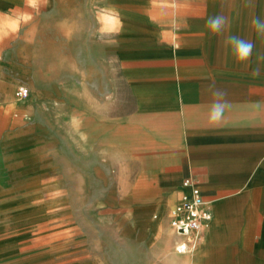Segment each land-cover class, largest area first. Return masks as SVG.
<instances>
[{
    "label": "crops",
    "instance_id": "0c3cea01",
    "mask_svg": "<svg viewBox=\"0 0 264 264\" xmlns=\"http://www.w3.org/2000/svg\"><path fill=\"white\" fill-rule=\"evenodd\" d=\"M18 1L0 0V10ZM241 1L247 19L264 21V0ZM240 36L254 45L244 63L228 55L232 50L221 34L208 33L174 47L131 49L122 59L118 54L122 75L107 78L105 86L98 75L80 82L82 152L126 173L120 194L138 197L131 204L143 214L134 217L151 222L153 237L161 235L159 254L167 245L165 258L174 264H264V36L253 26ZM26 68V100L11 102V87L0 82V139L7 150L30 154L55 142V97L35 68ZM213 82L229 102L218 127L207 120ZM188 176L196 180L212 219L193 249L178 253L182 239L168 236L169 211Z\"/></svg>",
    "mask_w": 264,
    "mask_h": 264
},
{
    "label": "rangeland",
    "instance_id": "374dc122",
    "mask_svg": "<svg viewBox=\"0 0 264 264\" xmlns=\"http://www.w3.org/2000/svg\"><path fill=\"white\" fill-rule=\"evenodd\" d=\"M241 4V0H46L37 14L21 0L0 10L33 16L18 34L0 41V82L11 87L7 90L11 102L24 100L14 95L19 85L30 88L28 66L55 97L54 143L41 144L29 154L31 150H7L0 139V264H174L165 258L167 245L159 254L161 235L153 237L151 222L147 225L134 217L143 214L131 204L138 197L120 194L126 173L117 171V164L103 162L106 158L82 152L80 82L98 75L105 86L107 78L121 76L115 60L131 49L174 47L206 38L210 33L206 21L212 16L226 18L222 39L241 37L253 26L246 18V4L244 8ZM101 8L119 14L118 33L98 31L96 13ZM228 55L234 57L232 52ZM14 107L8 111L14 112Z\"/></svg>",
    "mask_w": 264,
    "mask_h": 264
},
{
    "label": "clouds",
    "instance_id": "9594fccd",
    "mask_svg": "<svg viewBox=\"0 0 264 264\" xmlns=\"http://www.w3.org/2000/svg\"><path fill=\"white\" fill-rule=\"evenodd\" d=\"M28 8L33 9L37 14L40 7L46 3V0H24ZM33 19L31 13L16 11L12 14L0 13V41L19 33L21 26L28 24ZM98 31L101 34H116L122 27L119 14L112 8H101L96 13ZM252 25L256 33L264 36V21L255 18ZM226 26V18L220 15L209 17L206 21V27L213 35L221 34ZM226 44L231 48L232 53L238 63H244L252 56L254 45L250 40L238 36H229ZM264 58V57H262ZM257 72L259 69L256 70ZM208 90L212 93V102L208 111V124L211 127H218L225 118V112L229 108V102L226 99L227 92L210 84ZM178 251H185L184 247Z\"/></svg>",
    "mask_w": 264,
    "mask_h": 264
},
{
    "label": "built area",
    "instance_id": "2783aa9c",
    "mask_svg": "<svg viewBox=\"0 0 264 264\" xmlns=\"http://www.w3.org/2000/svg\"><path fill=\"white\" fill-rule=\"evenodd\" d=\"M29 93L26 85H19L14 95L17 99L23 100L29 96ZM181 188L182 192L177 202L169 211V218L174 234L182 239L176 244L175 250L178 253H185L193 249L196 241L205 231L212 219V212L205 205L201 190L193 177L183 178ZM181 247H184L185 251H178Z\"/></svg>",
    "mask_w": 264,
    "mask_h": 264
},
{
    "label": "bare ground",
    "instance_id": "6f19581e",
    "mask_svg": "<svg viewBox=\"0 0 264 264\" xmlns=\"http://www.w3.org/2000/svg\"><path fill=\"white\" fill-rule=\"evenodd\" d=\"M163 228V227H162ZM167 229V228H166ZM173 234H174V232H173V229H172V227H171V222H170V228L168 229V236H173ZM162 237H163V235H162ZM168 238V237H167ZM164 240V239H163ZM165 241V240H164ZM163 241V242H164ZM167 242H169V241H167ZM166 242V243H167ZM170 253V251L168 250V248H166L165 249V255L167 256L168 254Z\"/></svg>",
    "mask_w": 264,
    "mask_h": 264
}]
</instances>
